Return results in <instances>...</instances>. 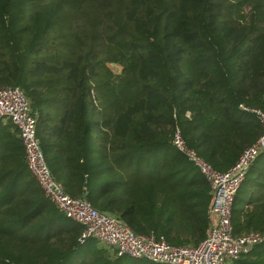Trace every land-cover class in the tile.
I'll use <instances>...</instances> for the list:
<instances>
[{
	"label": "trees",
	"instance_id": "16d2710c",
	"mask_svg": "<svg viewBox=\"0 0 264 264\" xmlns=\"http://www.w3.org/2000/svg\"><path fill=\"white\" fill-rule=\"evenodd\" d=\"M19 2L0 0V87L17 86L30 100L56 181L138 234L197 245L209 228L211 187L172 144L173 133L179 128L186 146L219 171L260 135L257 115L240 104L264 111V0H38L24 14L35 34L14 29L23 22L13 20ZM16 131L0 132V264H61L87 240L80 242L82 227L59 232L69 242L35 231L55 212L27 173ZM101 132L121 191L97 204L66 184L78 178L86 141ZM231 223L236 236L264 233V197L233 208ZM123 257L88 247L77 264ZM231 264H264V241Z\"/></svg>",
	"mask_w": 264,
	"mask_h": 264
},
{
	"label": "built area",
	"instance_id": "2783aa9c",
	"mask_svg": "<svg viewBox=\"0 0 264 264\" xmlns=\"http://www.w3.org/2000/svg\"><path fill=\"white\" fill-rule=\"evenodd\" d=\"M254 112L262 126L256 140L245 147L234 164L225 171L214 169L186 146L179 128H175L172 144L204 175L211 187L209 228L197 245H171L163 236L138 234L117 216L101 212L85 197H72L56 181L36 134L37 119L31 102L17 86L0 87V120H8L18 130L25 153V163L44 196L69 219L82 227L80 242L95 239L114 256L145 259L156 264H230L264 241V233L249 232L236 236L231 223L232 205L249 166L264 151V111Z\"/></svg>",
	"mask_w": 264,
	"mask_h": 264
},
{
	"label": "rangeland",
	"instance_id": "374dc122",
	"mask_svg": "<svg viewBox=\"0 0 264 264\" xmlns=\"http://www.w3.org/2000/svg\"><path fill=\"white\" fill-rule=\"evenodd\" d=\"M37 2L38 0H21V2L18 3V5L20 6L16 9L17 13L14 14L13 20L17 21L20 18H22L23 22L22 24L15 23L14 29H16L17 31L24 32L26 26H30L32 34L36 33L37 29L35 28L34 25H27L25 23L24 14L26 12V15H27L28 12H30V9L28 8H30L31 6H35ZM76 14L78 15V17H76L75 19L79 18V15L81 13L77 12ZM84 14L88 16L89 10H85ZM69 16L73 17L72 14H70ZM66 26L68 27L69 24H66ZM8 34L10 35L12 33H8ZM48 35L50 34L48 33ZM61 49L62 48H60L59 50ZM31 55L32 54H29L28 57H31ZM107 66H109V68L115 73L117 69H121V67H118L115 63H109L107 64ZM93 93H94V90H93ZM34 113L36 114L35 111ZM95 118L101 121L103 118V115L97 114ZM99 142L104 144L105 147L100 146ZM43 145L41 146L42 148L44 147L43 150L45 152V157H46L48 165L51 168L53 167V161H51V159H53V154H50V152L47 150L45 145L44 146ZM109 146H110V142L107 139H104L102 132L98 133L97 135L92 134L90 138L86 141L85 146H84V156L82 158L85 160V162L82 165H79V164L77 165V172L79 173L77 180L74 182L68 181L67 182L68 184H66L70 190L78 191V194L76 195L84 194L87 197V194H88V196L91 199H93L97 204H99V201L103 200L105 196H109L108 198H110L111 196L118 195V193H115L116 191L118 192L121 191L120 187L117 185V182H116L117 173L114 171V168L118 169L119 167L115 166L113 168L111 167V164H109V160L112 157L111 154H108L107 149ZM141 166H144V164H141ZM26 170L28 173L29 170L28 169ZM132 170L133 168L132 166H130V168L126 171V173H128L129 175L132 173ZM85 173H88V177L82 178V175ZM81 179H83V182ZM86 183H88V186L92 187L93 189H90L87 191L84 190L85 188H83V184H86ZM34 184L38 186V184L35 181H34ZM80 189H83V191L82 190L80 191ZM260 197H264V152L261 153L257 157L254 165L250 167V169L246 173L245 179L240 184V187L235 195L232 209L234 208L236 210H239L244 206L245 202H247L249 198L253 200L255 198L257 200H260ZM46 202L48 203L47 200ZM53 206L54 205L52 204L50 205L51 215L53 214V212H55L51 219L52 222L51 221L47 222V227H42V226L36 227L35 231H39V230L45 231L46 230L47 234L55 233L54 237L57 240L63 241V242L64 241L69 242L70 239L68 238H71V237L67 235L65 238L64 233L61 234L59 232L61 231L63 232V230H66L67 226L69 228L76 229L77 227L80 228L81 225L69 218L67 219L64 215L56 212ZM58 237L60 239H58ZM96 246L105 247L103 244H101L99 241L95 239H88L85 243L77 245L76 246L77 248L72 253H70L69 256L65 259V261H63L61 264H77V262L81 258H83L84 249L88 247H96ZM256 254L258 255V252H255V254L251 258L255 257ZM122 263L123 264H155L145 259H137V258H131V257H123Z\"/></svg>",
	"mask_w": 264,
	"mask_h": 264
},
{
	"label": "crops",
	"instance_id": "0c3cea01",
	"mask_svg": "<svg viewBox=\"0 0 264 264\" xmlns=\"http://www.w3.org/2000/svg\"><path fill=\"white\" fill-rule=\"evenodd\" d=\"M9 124H11V122H9L8 120H0V132H1V134L2 135H5L6 134V131L7 130H11L13 133L15 132V130H16V128L13 126V128L12 127H8L9 126ZM6 128H8L6 131H5V129ZM15 129V130H14ZM15 137L16 138H19V135H18V133H17V131H16V133H15ZM264 152V151H263ZM262 152V153H263ZM261 154V153H260ZM259 154V155H260ZM248 172V171H247ZM195 173H200L198 170H196V172ZM210 187V186H209ZM203 193H206V191L205 190H203ZM211 189L209 190V194H210V197H211ZM200 194V193H199ZM199 194H198V200H201V198H200V196H199ZM190 203H192V202H190ZM182 221H184L185 222V220L183 219ZM185 235H183V234H179L178 235V239H181V238H183ZM188 244H190V245H195V244H193V243H188ZM105 249H107L106 247H105Z\"/></svg>",
	"mask_w": 264,
	"mask_h": 264
}]
</instances>
